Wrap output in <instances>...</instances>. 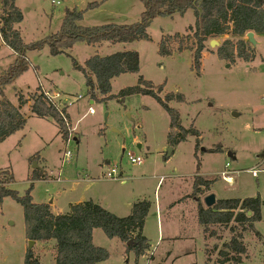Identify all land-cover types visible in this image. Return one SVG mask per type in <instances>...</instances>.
Instances as JSON below:
<instances>
[{
	"label": "rangeland",
	"instance_id": "rangeland-1",
	"mask_svg": "<svg viewBox=\"0 0 264 264\" xmlns=\"http://www.w3.org/2000/svg\"><path fill=\"white\" fill-rule=\"evenodd\" d=\"M51 1L15 0L22 12L16 27L23 43L42 40L58 31L66 9L82 10L80 24L97 25L138 21L144 8L140 0H95L94 6H88L94 0ZM193 23L192 9H187L183 15L154 17L147 27L148 39L105 41L97 46L75 41L56 54L50 52L47 44L27 49L30 65L4 87L5 96L13 105L17 104V92L27 97V102L20 109L25 118L22 128L0 142V184L18 194H23L31 184L34 202L50 203L56 197V207L65 212L69 209L67 202L74 199L93 198L118 216L129 214L135 201L149 202L142 227L149 246L143 253L136 255L118 238H109L95 228L93 243L109 253L105 260L95 264H222L218 250L225 248L222 244L232 234V223L211 226L213 232H205L204 243L199 245L202 240L195 231L197 205L205 204L203 199L193 198L194 175L213 179L209 189L198 194L213 193L216 199H264V32L254 34L256 44H250L253 56L249 60L236 54L231 61L218 56L217 47L224 39H237L229 33L214 37L218 44L213 46L206 41L197 74L192 67V50L174 49L167 56L157 53L162 34H186L187 26ZM242 37L247 40L245 35ZM131 49L139 55L138 71L116 76L111 81L109 97L92 100L84 77L74 69L72 60L82 63L93 54L103 56ZM14 58L15 54L0 39V73ZM139 75L155 85L163 83L161 98L168 91L182 93L183 101L173 99L168 104L178 110L181 125L198 134L189 132L184 140L169 145L170 118L163 106L151 95H119L122 88L135 84ZM39 84L64 103L73 138L66 141L52 120L31 112V96ZM88 106L94 108L93 114L87 113ZM169 147L171 152L167 155ZM123 148L140 155L142 162L130 164ZM66 149L71 157L60 164ZM226 162V169L232 171L230 180L219 175ZM111 167L117 168L123 182L121 178L105 176ZM33 170L45 171L46 179L30 183L27 178ZM10 174L12 180L6 182ZM172 214L184 217L186 230L176 221L171 223L178 225L168 226ZM254 228L258 234L234 227L235 232L241 233L245 246L239 264H264V203ZM173 233L170 254L165 253L170 239L167 237ZM189 234L193 240L186 239ZM28 244L22 207L11 196L4 195L0 200V264H23ZM53 244L52 239L33 243L32 251L39 264H54ZM199 246L204 255L196 249ZM186 248L196 252L182 253ZM227 264L234 263L231 260Z\"/></svg>",
	"mask_w": 264,
	"mask_h": 264
},
{
	"label": "trees",
	"instance_id": "trees-1",
	"mask_svg": "<svg viewBox=\"0 0 264 264\" xmlns=\"http://www.w3.org/2000/svg\"><path fill=\"white\" fill-rule=\"evenodd\" d=\"M143 10L138 21L131 23L106 22L97 25H82L79 23L82 10L66 9L58 31L48 35L42 40L23 43L21 34L16 24L22 20V12L15 0H0V39L15 54L14 60L0 73V142L8 135L22 128L25 118L21 113V106L27 102V97L17 92V104L13 105L5 96L4 87L13 82L30 65L26 56L27 49H39L44 44L49 46L50 52L56 54L70 48L75 41H83L87 45L97 46L101 42H130L148 39L147 27L156 16L177 13L183 15L187 9H192L194 23L187 26L186 34L174 32L162 34L158 42L157 53L161 56L171 55L173 50H192V67L199 73L201 52L205 42L214 37L229 33L233 38L224 39L217 47V54L225 60L237 57L249 60L253 56V49L242 36L246 32H264V0H140ZM97 2L91 1L88 6ZM175 45V46H173ZM175 47V48H174ZM74 69L79 70L83 77L89 97L93 99L108 98L111 81L116 76L137 72L139 69V55L136 50H118L107 55L93 54L79 63L72 60ZM163 83L155 85L151 80L137 77L136 83L126 86L119 91V95L127 96L133 93L151 95L167 111L170 122L167 133L169 145H175L184 140L189 132L198 134L193 129H185L181 125L178 110L168 104L176 99L183 101L182 93L168 91L164 98L159 96ZM99 94V95H98ZM31 112L40 118L52 120L58 127L63 139L69 133V122L66 124L57 103L53 102L40 85L35 87L31 96ZM63 109V108H62ZM213 150H216L213 149ZM36 155L32 157L34 159ZM6 173V171H2ZM47 175L42 170H33L27 180L31 183L34 179H46ZM12 180L10 174L7 181ZM213 179L200 175L193 176L192 193L197 195L209 189ZM0 182L2 180L0 179ZM0 184V200L4 195H9L20 204L23 210L25 235L28 240H54V264H95L105 260L109 253L92 240V230L100 228L109 237H116L126 246L134 249L136 255H141L149 246L147 238L142 234L144 218L149 208L147 200L135 201L131 204L130 213L118 216L108 211L92 199L72 203L63 213L53 212L49 203L34 202L30 195V186L23 194ZM264 202L259 196L244 198H220L211 206L197 205V221L203 233L210 230L211 226L232 223L231 236L218 250L222 264L233 261L241 262V255L245 251L242 235L235 232L234 227L249 229L259 232L254 228V222L260 219V206ZM128 240L132 243L128 244ZM23 264H39L38 257L31 248L24 254ZM190 264H195L190 263Z\"/></svg>",
	"mask_w": 264,
	"mask_h": 264
},
{
	"label": "built area",
	"instance_id": "built-area-1",
	"mask_svg": "<svg viewBox=\"0 0 264 264\" xmlns=\"http://www.w3.org/2000/svg\"><path fill=\"white\" fill-rule=\"evenodd\" d=\"M52 3L55 2V3H58V0L56 1H51ZM41 86V88L43 89L42 85L39 84ZM45 94L55 103H57L58 107L60 108V113L61 115H65L67 112L65 110V105L62 101H58V99H55L54 98V95H49L48 92L43 89ZM78 97H81L80 95H78ZM63 108V109H62ZM95 112L94 108L91 107V106H88V109H87V113L89 114H93ZM64 120L66 122V124L68 125V120L66 118V116L64 117ZM70 134L68 133V136L66 138V141L73 138L72 136H70ZM123 152H125V155L127 157V161L130 163V164H140L142 162V157L138 154H134L131 150H127L126 148H123ZM70 150L66 149L62 152V155H61V159H60V164H63L64 162L68 161L71 157V154H70ZM228 166V163L226 162L225 165H224V168L220 171L219 175L226 179V180H230L231 179V170H227L226 167ZM253 173H255L253 171ZM105 176L106 177H109V178H121V180L123 181L122 179V175L120 174V172L117 171V168L116 167H111L109 168L106 173H105ZM58 179V178H57ZM264 203V202H263Z\"/></svg>",
	"mask_w": 264,
	"mask_h": 264
},
{
	"label": "crops",
	"instance_id": "crops-1",
	"mask_svg": "<svg viewBox=\"0 0 264 264\" xmlns=\"http://www.w3.org/2000/svg\"><path fill=\"white\" fill-rule=\"evenodd\" d=\"M2 42V41H1ZM3 43V42H2ZM69 114V113H68ZM74 139H76V137H74ZM39 155V154H38ZM62 155V154H61ZM61 157V156H60ZM39 158H40V155H39ZM32 162V161H31ZM5 171H7V170H5ZM43 171V170H42ZM43 172H45V171H43ZM46 173V172H45ZM47 175V174H46ZM57 180H60V178H58ZM123 181H124V179H123ZM122 181V182H123ZM75 186H76V184H75ZM75 186H73V188L75 187ZM203 197H204V195H202V194H197V195H194L193 196V198H194V200H201L202 201V199H203ZM58 198H59V195H58ZM89 199H91V198H89ZM57 200L58 199H56V197H55V199H54V197H53V199H51L50 200V206H51V208H52V210H53V212H55V213H63V212H65V210L64 209H58L57 207H56V202H57ZM83 200H86V199H74V200H72V201H68L67 202V208H69V205L70 204H72V203H76V202H80V201H83ZM92 200H93V198H92ZM94 201V200H93ZM57 208V209H55V208ZM66 211H68V209H66ZM169 218H170V221H169V223H168V226H170V225H181V227H183L184 228V225H186L187 223H186V220H184L183 218V216L181 215V218L178 216H175V214H172L171 216H169ZM181 219H183V220H181ZM172 221H176L175 223H178V224H175V223H171ZM183 221V222H182ZM181 222V223H180ZM182 230V229H181ZM183 230H186V228H184ZM94 231H95V228L92 230V239H93V234H94ZM195 231H197L198 232V234H199V236H200V239L202 240L201 241V243L199 244V245H201L202 243H204V241H203V239H204V236H203V231H202V227H201V225L198 223V221L196 220V223H195ZM177 232H179V231H177ZM174 236V233H173V235L172 234H170V235H168V237H167V239H169V242H168V246H166V247H164L166 250H165V253L166 252H169V254H170V248L172 247L171 245H172V243H171V238ZM186 236V235H185ZM182 238V237H181ZM163 239V237H161V240ZM186 239H191V240H193L194 238H193V236L191 235V234H189L188 236H186ZM36 242V241H35ZM194 243H195V240H194ZM194 246H196V245H194ZM198 246V245H197ZM196 249H198V251H203V248L202 247H196ZM191 251H192V249H184V251H182V253H191ZM193 252V251H192ZM196 252V250L194 249V252L193 253H195ZM203 253V252H202ZM169 254L167 253V255L166 256H169ZM176 256H177V253L175 254ZM191 255V254H190ZM202 255H204V253L202 254ZM178 256H179V253H178ZM187 263H189V262H187ZM195 263V262H194Z\"/></svg>",
	"mask_w": 264,
	"mask_h": 264
},
{
	"label": "water",
	"instance_id": "water-1",
	"mask_svg": "<svg viewBox=\"0 0 264 264\" xmlns=\"http://www.w3.org/2000/svg\"><path fill=\"white\" fill-rule=\"evenodd\" d=\"M245 37L251 45L254 46L256 44V41L254 39V33L252 31L246 32ZM215 44H218V42L215 39L209 40L210 46H213ZM170 152H171V147L167 148V155H169ZM33 166L34 167L36 166L35 162H33ZM215 200H216V198H215V195L213 193H209L203 197V202H204L205 206H207V207L213 205ZM34 242H35L34 240H29L28 248H31V246L33 245ZM127 243L130 244V243H132V241L128 240Z\"/></svg>",
	"mask_w": 264,
	"mask_h": 264
}]
</instances>
